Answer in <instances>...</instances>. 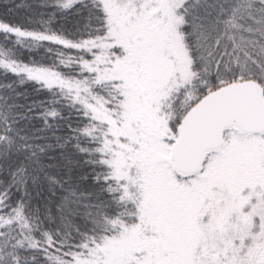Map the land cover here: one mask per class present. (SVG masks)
Instances as JSON below:
<instances>
[{
	"label": "snow or ice",
	"instance_id": "6c2138e0",
	"mask_svg": "<svg viewBox=\"0 0 264 264\" xmlns=\"http://www.w3.org/2000/svg\"><path fill=\"white\" fill-rule=\"evenodd\" d=\"M15 8L0 264H264V0Z\"/></svg>",
	"mask_w": 264,
	"mask_h": 264
},
{
	"label": "trees",
	"instance_id": "16d2710c",
	"mask_svg": "<svg viewBox=\"0 0 264 264\" xmlns=\"http://www.w3.org/2000/svg\"><path fill=\"white\" fill-rule=\"evenodd\" d=\"M33 0H0V19H5L13 23H20L31 13L25 9H16L17 3H32ZM10 9H12L10 11Z\"/></svg>",
	"mask_w": 264,
	"mask_h": 264
}]
</instances>
